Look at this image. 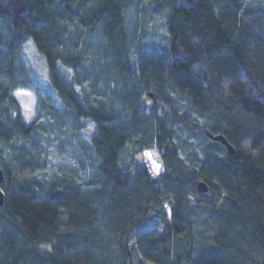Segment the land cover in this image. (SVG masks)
Here are the masks:
<instances>
[{
    "label": "trees",
    "instance_id": "trees-1",
    "mask_svg": "<svg viewBox=\"0 0 264 264\" xmlns=\"http://www.w3.org/2000/svg\"><path fill=\"white\" fill-rule=\"evenodd\" d=\"M139 8L163 44L136 46ZM27 41L64 115L39 99L24 122L13 91L42 94ZM55 115L92 123L87 180L44 177ZM125 148L155 149L163 172L125 169ZM0 167V264H264V0H0Z\"/></svg>",
    "mask_w": 264,
    "mask_h": 264
},
{
    "label": "rangeland",
    "instance_id": "rangeland-1",
    "mask_svg": "<svg viewBox=\"0 0 264 264\" xmlns=\"http://www.w3.org/2000/svg\"><path fill=\"white\" fill-rule=\"evenodd\" d=\"M143 10L144 9L139 8L138 10L132 9L127 12L129 23L133 26H136V46H139L141 44L149 46L163 44L166 36L163 29L162 19L153 18L152 20L147 21V12ZM21 57L26 65L29 66L31 75L30 77H33L36 80V83L40 86L42 92L37 100L34 91L31 89L16 88L13 91V94L20 104L24 122L29 123L36 115L35 110L37 108L39 99L43 103H45V105H47V108L50 109L53 116L55 113L54 110L50 108V105L58 108V113L64 115V112L66 110L65 108L61 107L62 104L60 99L58 98L55 90L50 86L48 82L43 58L38 55L34 45L30 41L25 42L22 46ZM135 58L136 54L133 56V59ZM142 102L146 107H148V109L150 108L151 102L149 99H144ZM181 107L186 108L184 104H182ZM63 117L64 116L60 118L59 116H56L55 119H58L60 123H57L53 120L48 121L51 137L55 138L56 140L49 139L46 145L47 165L45 168L44 177L48 178L52 174V172L56 171L59 167L64 169L73 166L81 173V179L84 178L85 180H87L89 178V175H91V173L93 172L92 166L95 164V157L92 150L90 149L88 137L90 130L93 128L92 123L88 121L87 118H80L79 121H87L85 123V127H83L81 126V123L75 121L72 116L66 115L64 118ZM193 117L198 121H202L201 119L196 118L195 115H193ZM45 120L47 119L45 118ZM58 124L61 125V130L62 132L64 131L63 133H58ZM187 132L188 130H184L185 134ZM142 151L136 154V152H134V150H132L131 148H125L120 156V164L122 165V167H124L125 169L128 168L131 165L132 155H135L134 160L144 164L147 169L146 161L144 160L145 156ZM151 155L153 156L154 160H152L155 163L152 160H149V162H153L154 166L159 165L157 163L158 154L156 150L154 152L151 151ZM164 208L167 210L168 214H170L171 206L169 202H165ZM202 218L203 217H198L196 219L200 221L197 224L198 226H201ZM141 229H153L156 231H160L161 222L157 217H151L149 219H146L144 224L141 226ZM198 229L201 230L200 227ZM197 240L198 242L201 241L200 233L196 238V244ZM199 244L200 243H198V245ZM205 244L206 242L202 245Z\"/></svg>",
    "mask_w": 264,
    "mask_h": 264
},
{
    "label": "water",
    "instance_id": "water-1",
    "mask_svg": "<svg viewBox=\"0 0 264 264\" xmlns=\"http://www.w3.org/2000/svg\"><path fill=\"white\" fill-rule=\"evenodd\" d=\"M206 134L209 138H212L213 140H217V141H220L227 149V151L229 152V154H233L234 153V148L233 146L226 140V138L221 135V134H213L209 131H206ZM4 178V174H3V170L1 169L0 167V184L2 182ZM197 189L199 192H206L208 187H207V184L204 182V181H199L198 184H197ZM3 200H4V193L0 187V206L2 205L3 203Z\"/></svg>",
    "mask_w": 264,
    "mask_h": 264
},
{
    "label": "built area",
    "instance_id": "built-area-1",
    "mask_svg": "<svg viewBox=\"0 0 264 264\" xmlns=\"http://www.w3.org/2000/svg\"><path fill=\"white\" fill-rule=\"evenodd\" d=\"M151 151L154 152L155 150L154 149H144L142 152H143V154L145 156L144 160L146 161V166H147V169H148V172H149L150 176L153 177V178H158L160 176V174L163 172L162 164H161L160 160L158 159L157 163L159 164V167H160L159 170H157V168L154 170V169H152L149 166V163H148V160H147V156H150V157L152 156L151 155ZM146 153H149V155H147Z\"/></svg>",
    "mask_w": 264,
    "mask_h": 264
},
{
    "label": "bare ground",
    "instance_id": "bare-ground-1",
    "mask_svg": "<svg viewBox=\"0 0 264 264\" xmlns=\"http://www.w3.org/2000/svg\"><path fill=\"white\" fill-rule=\"evenodd\" d=\"M146 154H147V155H149V153H146ZM147 158H148V159H147V160H148V162H149V160H152V159H153V157H152V156H151V157H150V156H147ZM151 158H152V159H151ZM153 160H154V159H153ZM153 160H152V161H153ZM153 162H154V161H153ZM153 162H149V163H150V167H151L152 169H154V170H155L157 167H156V166H154V163H155V162H154V163H153ZM155 165H156V164H155Z\"/></svg>",
    "mask_w": 264,
    "mask_h": 264
},
{
    "label": "snow or ice",
    "instance_id": "snow-or-ice-1",
    "mask_svg": "<svg viewBox=\"0 0 264 264\" xmlns=\"http://www.w3.org/2000/svg\"><path fill=\"white\" fill-rule=\"evenodd\" d=\"M156 167H157V170H159V165H157Z\"/></svg>",
    "mask_w": 264,
    "mask_h": 264
}]
</instances>
